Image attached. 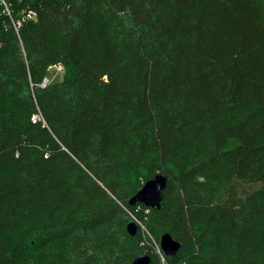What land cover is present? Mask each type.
Listing matches in <instances>:
<instances>
[{
	"label": "trees",
	"instance_id": "1",
	"mask_svg": "<svg viewBox=\"0 0 264 264\" xmlns=\"http://www.w3.org/2000/svg\"><path fill=\"white\" fill-rule=\"evenodd\" d=\"M12 1L38 19L0 23V264H264V4Z\"/></svg>",
	"mask_w": 264,
	"mask_h": 264
},
{
	"label": "water",
	"instance_id": "2",
	"mask_svg": "<svg viewBox=\"0 0 264 264\" xmlns=\"http://www.w3.org/2000/svg\"><path fill=\"white\" fill-rule=\"evenodd\" d=\"M168 184V178L163 173H157L154 177L148 179L142 187L131 197L129 203L135 205L141 203L148 208L160 209L164 199V190ZM128 232L135 236L138 232V224L131 221L128 226ZM181 247V243L174 239L167 232L161 236L160 248L166 256H174ZM131 264H151V256L143 253L134 258Z\"/></svg>",
	"mask_w": 264,
	"mask_h": 264
},
{
	"label": "built area",
	"instance_id": "3",
	"mask_svg": "<svg viewBox=\"0 0 264 264\" xmlns=\"http://www.w3.org/2000/svg\"><path fill=\"white\" fill-rule=\"evenodd\" d=\"M38 19V10L30 4L18 6L12 0H0V23L4 25V21L8 20L12 23L14 30L19 33L21 27L25 22L36 21ZM54 68L57 72L63 73L64 66L61 63L55 64ZM49 78L46 77L41 86H46L49 83ZM33 122H44L43 115L40 111L35 113L32 117Z\"/></svg>",
	"mask_w": 264,
	"mask_h": 264
},
{
	"label": "rangeland",
	"instance_id": "4",
	"mask_svg": "<svg viewBox=\"0 0 264 264\" xmlns=\"http://www.w3.org/2000/svg\"><path fill=\"white\" fill-rule=\"evenodd\" d=\"M259 2L264 4V0H258ZM17 5V4H16ZM18 6V5H17ZM47 77L49 78L50 82H56L62 79L63 77V73L57 72L54 68H51L48 72H47ZM134 222H136L138 224V227L141 228V230L146 234V236H150V233L148 232V230L146 229V227L142 224V222H140L138 219H133ZM150 240V244H149V248L152 251H156L157 253H161V248H160V239L159 241H157L156 239H154V237H148ZM162 259V258H161ZM163 263L165 262L164 259Z\"/></svg>",
	"mask_w": 264,
	"mask_h": 264
}]
</instances>
